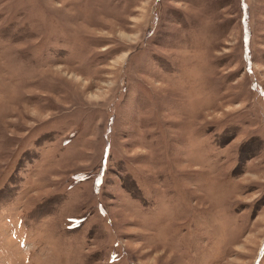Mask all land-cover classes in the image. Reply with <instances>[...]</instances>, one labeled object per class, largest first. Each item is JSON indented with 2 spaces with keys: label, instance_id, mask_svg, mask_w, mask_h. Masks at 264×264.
Wrapping results in <instances>:
<instances>
[{
  "label": "rangeland",
  "instance_id": "obj_1",
  "mask_svg": "<svg viewBox=\"0 0 264 264\" xmlns=\"http://www.w3.org/2000/svg\"><path fill=\"white\" fill-rule=\"evenodd\" d=\"M0 264H264V0H0Z\"/></svg>",
  "mask_w": 264,
  "mask_h": 264
}]
</instances>
